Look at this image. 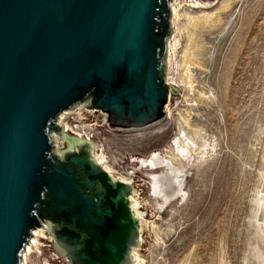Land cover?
<instances>
[{
	"label": "water",
	"instance_id": "obj_1",
	"mask_svg": "<svg viewBox=\"0 0 264 264\" xmlns=\"http://www.w3.org/2000/svg\"><path fill=\"white\" fill-rule=\"evenodd\" d=\"M172 2L0 0V264L39 235L65 264H135L133 185L58 118L79 103L114 128L165 117Z\"/></svg>",
	"mask_w": 264,
	"mask_h": 264
},
{
	"label": "rangeland",
	"instance_id": "obj_2",
	"mask_svg": "<svg viewBox=\"0 0 264 264\" xmlns=\"http://www.w3.org/2000/svg\"><path fill=\"white\" fill-rule=\"evenodd\" d=\"M189 1L179 0L180 12L213 11L221 0H202L212 2L208 8H193ZM233 1L221 14L222 22L201 30L200 64L191 68L189 77L182 75L183 84L175 61L187 37L176 29L180 44L169 71L180 85H173L169 94L171 120L158 121L160 125L170 121L167 130L151 136H138L140 130L135 129L115 130L119 135L112 136L103 126L91 131L116 175L123 172L119 165L134 170L135 197L148 220L135 246L143 264H244L246 222L264 154V0ZM175 21L181 25V20ZM186 109L192 113V126L203 125L205 135L217 141V151L206 165L178 167L183 169L178 182L168 183L164 196L156 194L151 174H160L163 168L140 161L153 151L163 152L178 132L179 112ZM154 226L161 229L160 240ZM47 263L53 264L45 246L28 259V264Z\"/></svg>",
	"mask_w": 264,
	"mask_h": 264
},
{
	"label": "bare ground",
	"instance_id": "obj_3",
	"mask_svg": "<svg viewBox=\"0 0 264 264\" xmlns=\"http://www.w3.org/2000/svg\"><path fill=\"white\" fill-rule=\"evenodd\" d=\"M178 2L179 0H173L172 2L173 35L170 37V62L173 54L176 53V50L180 44V38L177 37V32H176V29L179 28L180 31L183 34H185L187 37V43L185 44L186 46L182 51L180 59L178 60L174 57L176 59L175 64L178 65L179 68L181 69L180 82L183 84L186 83V81L184 77H182V75L186 74L189 77V75H191L190 74L191 68H193V66L195 65L200 64L199 62L200 54L202 52L203 45L202 42L198 41V37L200 35L201 30L204 29L205 27L207 28V26L209 27L216 26L218 23H220L222 17L221 14L229 10L232 6V2L234 1L221 0L218 7L216 6L217 9L213 11L212 10L191 11L189 9L185 12L184 10L180 12L179 7H181L182 3L178 4ZM189 2L188 3L185 2V3H187V5L193 8H198V7L208 8L212 4V2H206V1L204 2L202 0H190ZM175 18H177V21L178 19L181 20L182 22V23L180 22L181 25L176 26ZM180 37L182 38V36ZM169 70H170V66H169ZM169 84L171 86L180 85L179 81L170 78V71H169ZM83 108L86 109L84 104H80V103L76 104L68 111L62 112L61 115L59 116V120L63 121L64 114L67 112L78 111V113L80 114V118L78 121L74 123L66 122V127L68 128V130L71 131L72 134L82 137L86 139L88 142H90L92 147L91 150L97 162L101 164L110 174H112L114 177L118 178L119 180H122L123 182H127L133 185V193L131 194L132 209L134 214L140 219L141 222L140 235H141L144 225L148 224V220L145 219V217L141 213L140 211L141 202L138 200V198H136L137 196L135 195L136 188L132 178L134 174V170H131L130 167H124L123 172H119L118 175H116L117 170L114 167V165L111 163L106 152L102 149V146L100 144L101 142L96 140L94 138V134L91 133V131L94 129L93 128L94 125L85 122L84 114L81 111ZM189 110L186 109L183 112H179L178 126H177L178 132L176 133V135L173 136L170 144L163 150V152L153 151L152 153H149L147 157H144L140 161V163H143V161H147L153 167L163 168L160 174L159 173L151 174L152 176L151 189H153V192L156 194H160L164 196L167 189V184L170 183L172 185V183L177 180L176 178L181 177L179 173H181L183 169L181 170V168L179 169L178 167L180 166L187 167L193 165L194 163H195L194 167L206 165L212 161L217 151V144H216L217 141L215 142V139H212L211 137L205 135V129L203 125L202 126L198 125L197 127L192 126L189 120L192 118L191 117L192 113ZM165 112H167L166 113L167 116L165 115L164 119H168L169 117H171L170 106L167 104L165 107ZM170 125H171L170 121H167L165 124H161V125L158 122L145 128H127V129L140 130V132H138V136H151L155 133H160L167 130ZM134 134L136 135V133ZM54 139L59 143L60 140L59 136L56 135ZM164 158H166L167 160H164ZM256 181H257L256 188H254L255 189L253 192L254 194L251 199V205L249 207L250 211L247 217L248 221L246 222L247 223L246 229L248 232H247V236L245 237L246 243L244 242L245 248L243 249L242 252L243 253L242 259L244 264H264V188H263L264 187V154L262 156V167L260 169ZM153 229L155 230L156 233V239L160 240L162 238L160 232L161 229H158L157 226H154ZM43 239H44L43 235H39L31 238V241L28 245L24 257L23 264H28V259L30 257V254L34 252V250L40 251L41 247L45 246L44 242H42ZM141 239L142 236L140 237L139 241H141ZM134 262L135 264H143V259L140 256V254L137 252L136 247H134Z\"/></svg>",
	"mask_w": 264,
	"mask_h": 264
},
{
	"label": "built area",
	"instance_id": "obj_4",
	"mask_svg": "<svg viewBox=\"0 0 264 264\" xmlns=\"http://www.w3.org/2000/svg\"><path fill=\"white\" fill-rule=\"evenodd\" d=\"M68 110L69 109H67L65 111H68ZM81 111L84 114V119L87 122H90L91 124H93L96 127H102L103 126V129H104V127L107 128L106 133H108V134H110L112 136L119 135V133L116 132L115 130H126L127 129V128L124 129V128H114V127H111L107 123V121H106V114H105V112H103L100 109H93V108H87L86 107V109L83 108ZM79 118H80V114L78 113V111H70V112H67V113L64 114L63 121H60L59 118H58V122H59L60 125H62L64 127V129H66L67 131H69L68 128L66 127V122L67 123L68 122L74 123V122L78 121ZM53 135L54 136H56V135L59 136L55 132H53ZM59 138H60L59 143L58 142H55L56 148L57 149H64V148L66 149L67 148L66 142L60 136H59ZM124 167H126V164L125 165H119L118 166L119 170H122ZM52 254L53 255H51V252H50V259L52 260L53 264L55 263V261L61 262V264H65L64 261H63V259L60 256V254H58V253L55 254V255H54V253H52Z\"/></svg>",
	"mask_w": 264,
	"mask_h": 264
}]
</instances>
